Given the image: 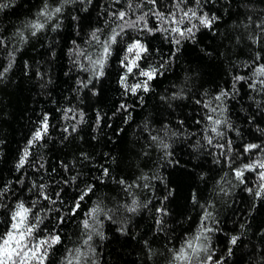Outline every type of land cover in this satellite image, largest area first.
<instances>
[{
  "label": "trees",
  "instance_id": "trees-1",
  "mask_svg": "<svg viewBox=\"0 0 264 264\" xmlns=\"http://www.w3.org/2000/svg\"><path fill=\"white\" fill-rule=\"evenodd\" d=\"M262 67L264 0H0V242L22 203L43 264H264Z\"/></svg>",
  "mask_w": 264,
  "mask_h": 264
},
{
  "label": "snow or ice",
  "instance_id": "snow-or-ice-1",
  "mask_svg": "<svg viewBox=\"0 0 264 264\" xmlns=\"http://www.w3.org/2000/svg\"><path fill=\"white\" fill-rule=\"evenodd\" d=\"M55 11L59 12L60 9L57 8V9H55ZM185 15H187V13ZM192 15L195 16V12H193ZM124 16H125L124 12L119 13V17L121 19H123ZM160 18L163 19V17H160ZM137 19L143 20L144 17L140 16ZM212 19L214 20L215 17H213ZM200 22L204 26L208 27V26H211L212 21L209 20V18L207 16H203V17H200ZM128 26H134V23H130ZM145 26H147V25H145ZM34 27L36 29H40V28H43V25L42 24H35ZM171 31L176 32V33H180V35H185V33L181 32L178 27L171 29ZM191 31H192V29L187 30L188 33H191ZM117 35H118V33H116L114 31L110 42L105 43V45H104L105 56L102 59L95 61L96 64L100 65L101 69L103 68L107 54L109 53L110 43H115ZM93 36L95 37V33H93ZM177 43H179V41H177ZM134 51H135V59H132L129 62V66L127 67V71L129 73H131L133 71L134 67H137L136 62H137V60L140 59V54L142 52L147 51V49L144 47L143 44H141L139 41H137V42L130 44L128 46V52L129 53H132ZM125 59L127 60L128 57L126 56ZM258 72L260 74H264V67L258 69ZM102 74L103 73L101 71L100 75H102ZM154 74H155V70L141 71V75L145 76L147 79L144 81V83L142 85L141 84L134 85L131 88V91L133 93H135L137 91V89H139L141 87H143L144 91H148L149 90L148 89V81L153 79ZM124 82H125V77H121V83L124 84ZM217 99H220V97H217ZM220 123H221L220 120L213 121L214 125H219ZM47 127H48L47 117H45V121H44L41 129L34 133L33 140H30L29 144L31 145L35 140H39L42 137V135L44 133H46ZM212 131L215 132L216 127H213ZM209 143H211V140H209ZM256 147H257V145L250 144L247 146L246 150L256 148ZM27 156H28V151L26 149L23 156L21 157V159L19 161V164L17 165L18 168L24 165ZM245 167L251 168L253 166L252 165H245ZM259 167L264 168V163L259 164ZM241 175H242V172L237 171L236 176L239 178V177H241ZM261 177L264 178V173H261ZM257 195H260V193H257ZM80 199L82 200L83 196H81ZM78 206L79 205L77 204V207ZM16 209L17 210L13 213V217H12L13 220L15 221L12 224L13 231L9 232L7 234V238L3 239V242L0 243V264H9V261L13 260V257H18L20 260V264H26V262L30 261V260H39L40 264H43V255H38V253L41 252V246L42 245L51 246V244L58 243L60 238L58 236L51 237L50 240L41 241L39 245L35 246V248H33L31 250H25L26 249V244H25L26 236L31 235L33 228L35 226L25 227L30 209L25 208L22 203L17 204ZM95 211L96 210L94 209L93 212H95ZM84 226L86 228L89 227L87 220L84 221ZM235 242H236V237H233L232 243L234 244ZM188 247L192 249L193 253L198 251V249L196 247H193L192 243H189ZM185 258H186V256H185V253L182 249L181 253L178 256V259H185Z\"/></svg>",
  "mask_w": 264,
  "mask_h": 264
},
{
  "label": "rangeland",
  "instance_id": "rangeland-1",
  "mask_svg": "<svg viewBox=\"0 0 264 264\" xmlns=\"http://www.w3.org/2000/svg\"><path fill=\"white\" fill-rule=\"evenodd\" d=\"M132 59H135V51L130 53V56L128 57V63L132 60ZM15 221L13 220L12 224L14 223ZM26 227V226H25ZM13 231L12 229V225H11V229L9 232ZM28 236H26V240H25V244H26V249L25 250H31L33 248H35V246L33 247L32 245V242H29L28 241ZM7 238V235L6 237H4L3 239ZM3 240L0 242L2 243ZM38 255H41V252L38 253ZM9 264H20V260L18 257H13V260L9 261ZM26 264H40L39 260H30V261H27Z\"/></svg>",
  "mask_w": 264,
  "mask_h": 264
}]
</instances>
